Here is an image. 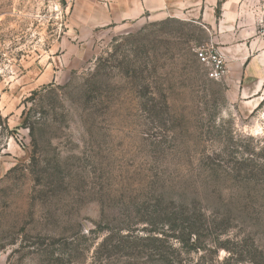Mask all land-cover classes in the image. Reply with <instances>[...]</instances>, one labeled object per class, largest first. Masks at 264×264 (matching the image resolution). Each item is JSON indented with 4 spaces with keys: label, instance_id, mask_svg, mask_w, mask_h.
<instances>
[{
    "label": "rangeland",
    "instance_id": "rangeland-1",
    "mask_svg": "<svg viewBox=\"0 0 264 264\" xmlns=\"http://www.w3.org/2000/svg\"><path fill=\"white\" fill-rule=\"evenodd\" d=\"M240 16L0 0V264H264V0Z\"/></svg>",
    "mask_w": 264,
    "mask_h": 264
},
{
    "label": "crops",
    "instance_id": "crops-1",
    "mask_svg": "<svg viewBox=\"0 0 264 264\" xmlns=\"http://www.w3.org/2000/svg\"><path fill=\"white\" fill-rule=\"evenodd\" d=\"M102 23L178 19L201 26L213 37L221 24L235 23L246 0H83ZM100 15V18H98ZM226 57H232L221 50ZM235 57V56H234ZM250 56H246V61Z\"/></svg>",
    "mask_w": 264,
    "mask_h": 264
},
{
    "label": "built area",
    "instance_id": "built-area-1",
    "mask_svg": "<svg viewBox=\"0 0 264 264\" xmlns=\"http://www.w3.org/2000/svg\"><path fill=\"white\" fill-rule=\"evenodd\" d=\"M199 61L206 67L210 78L221 80L228 72L224 53L213 44H203L195 49Z\"/></svg>",
    "mask_w": 264,
    "mask_h": 264
},
{
    "label": "trees",
    "instance_id": "trees-1",
    "mask_svg": "<svg viewBox=\"0 0 264 264\" xmlns=\"http://www.w3.org/2000/svg\"><path fill=\"white\" fill-rule=\"evenodd\" d=\"M187 220H188V219H187ZM187 220H186V221H187ZM188 222H189V224L192 225V224H195L196 220H195L194 218H192V220H188Z\"/></svg>",
    "mask_w": 264,
    "mask_h": 264
}]
</instances>
